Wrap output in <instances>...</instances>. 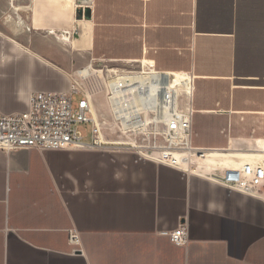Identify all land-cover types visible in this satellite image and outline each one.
<instances>
[{"label":"crops","instance_id":"1","mask_svg":"<svg viewBox=\"0 0 264 264\" xmlns=\"http://www.w3.org/2000/svg\"><path fill=\"white\" fill-rule=\"evenodd\" d=\"M147 61L193 73L191 144L237 163L173 166L93 135L0 148V264H264V180L224 184L228 170L264 169V0H0L5 114L35 92L69 94L90 64ZM181 224L185 245L167 234Z\"/></svg>","mask_w":264,"mask_h":264},{"label":"built area","instance_id":"2","mask_svg":"<svg viewBox=\"0 0 264 264\" xmlns=\"http://www.w3.org/2000/svg\"><path fill=\"white\" fill-rule=\"evenodd\" d=\"M85 92L73 89L69 94L55 91L35 92L28 109L5 114L0 108V148L38 147L64 149L71 144L84 146L79 125L92 123L94 141L120 143L134 147L144 156L173 166H187L204 153L191 144L192 111L189 98L193 91L192 72L166 73L152 62L133 67L89 66ZM101 80L103 99L112 121L109 125L97 112L98 100L91 77ZM82 98L77 104L73 94ZM121 139H109L108 134ZM264 180V169L247 164L225 173L224 184L251 192ZM177 245L188 243V229L181 224L167 233ZM70 242L81 244L80 234L70 230Z\"/></svg>","mask_w":264,"mask_h":264},{"label":"rangeland","instance_id":"3","mask_svg":"<svg viewBox=\"0 0 264 264\" xmlns=\"http://www.w3.org/2000/svg\"><path fill=\"white\" fill-rule=\"evenodd\" d=\"M95 66L96 67H103L104 65H95ZM90 81L94 85L95 91H96V94H97V97H98V100L96 101V103H97V112H98L100 118L103 121H105L106 124L109 125V121L111 122L112 121V118L110 116L109 109L106 106V102L103 99L104 89H103V86H102V82L95 75H93L91 77V80ZM87 87H88L87 80H83L82 79V80H79L76 83L71 84L69 86V89H70V92L73 89H75V88L78 89V90H81V91L85 92L87 90ZM72 98H73L74 103L77 104L78 101L82 98V94H80V93H74L73 96H72ZM79 129H80V131L83 134L84 140L88 141V140L91 139V137H92V123L91 122L80 124L79 125ZM108 138L109 139H121L119 136H117L115 134H111V133L108 134Z\"/></svg>","mask_w":264,"mask_h":264},{"label":"bare ground","instance_id":"4","mask_svg":"<svg viewBox=\"0 0 264 264\" xmlns=\"http://www.w3.org/2000/svg\"><path fill=\"white\" fill-rule=\"evenodd\" d=\"M232 154L229 152H216V151H213V152L208 151L207 152V151H204V153L197 155L199 157H202L201 161L199 160L201 163H200V165L198 163V165L201 168L207 167L208 170H209V168L213 169V167L216 168L217 166L220 167L222 165H227V166L232 165L233 166V164H236L237 162H236V158H235L236 155L234 156ZM197 156H195V157H197ZM231 168H233V167H231Z\"/></svg>","mask_w":264,"mask_h":264}]
</instances>
